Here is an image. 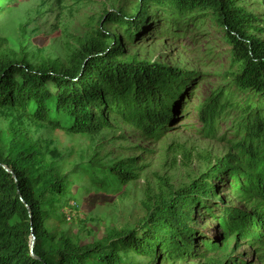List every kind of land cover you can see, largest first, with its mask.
Returning <instances> with one entry per match:
<instances>
[{
    "label": "trees",
    "instance_id": "obj_1",
    "mask_svg": "<svg viewBox=\"0 0 264 264\" xmlns=\"http://www.w3.org/2000/svg\"><path fill=\"white\" fill-rule=\"evenodd\" d=\"M21 1L0 0V20ZM35 3L38 17L57 5L65 17H75L90 5ZM257 4L144 0L138 16L134 2L101 7L86 16L84 36L77 33L74 43L65 44L63 60L40 47L7 51L0 37V264H264V27L253 9ZM209 29L220 38L206 39L226 50L209 44L205 55L227 54L231 66L225 82L193 109L207 74L197 77L159 59L138 61L127 48L159 37L182 43ZM191 113L204 137L230 130L221 137L229 145L223 158L185 185L169 186L153 201L147 196L146 216L134 229L77 243L69 229L79 224L78 188L118 195L146 167L138 156L106 152L105 138L98 139L103 131L122 123L161 141ZM55 130L91 136L92 151L65 168L62 153L44 138ZM225 190L238 204L219 197ZM209 220L216 225L208 231ZM237 241L255 254L235 256Z\"/></svg>",
    "mask_w": 264,
    "mask_h": 264
},
{
    "label": "rangeland",
    "instance_id": "obj_2",
    "mask_svg": "<svg viewBox=\"0 0 264 264\" xmlns=\"http://www.w3.org/2000/svg\"><path fill=\"white\" fill-rule=\"evenodd\" d=\"M89 1L88 9H80L78 15L68 18L58 5L54 12L38 17V13L35 12L38 4L35 0H22L19 7L9 11L0 20V37L6 39L4 48L17 53L26 47H40L46 54L63 60L67 49L65 44L74 43L73 36L77 33L84 36L87 31L86 16L100 11L101 7L108 9L122 5L130 7L134 2V0ZM257 1L259 4L253 9L260 15L258 16L260 26L264 27V0ZM207 36H215V40L220 38V34H214L213 30L209 29L201 36L197 33L196 36L187 35L182 43H174L170 39L159 37L149 44L127 48H130L129 55L136 57L138 61L155 62L159 59L168 64H181L197 77L200 74H207L204 76L206 81L200 84L197 97L191 103L193 109L208 98L213 88L225 82L222 76L231 66L227 54L205 55L207 53L205 49L209 44L214 45L215 51L226 50L224 45L214 44L211 38L206 39ZM190 116L191 119L179 123L161 141L153 142L146 139L122 123L117 129L113 126L114 129L103 131V136L98 139L105 138L106 143L103 147L106 148V152H111L115 156H138V163L141 162L146 167L141 172L140 179L118 195L96 191V187H93L95 191L78 188L76 198L79 224H74L69 229V234L77 243L82 246L88 245L102 241L115 233L134 229L146 216L144 202L147 196L153 201L155 196L167 191L169 186L179 188L185 185L190 177L199 175L214 165L216 159L223 158L229 150V145L221 137L228 128L218 132L215 138H207L197 132L202 124L196 120L194 114ZM44 138L53 142L51 148H56L62 153L61 162L65 168L71 167L75 162H81L90 154L94 144L91 136L68 135L61 130L52 131ZM219 197L224 201L231 200L232 203L238 204L237 200L232 201L227 190L220 193ZM239 204L246 207V204ZM215 225V221L209 220L205 222V229L209 231ZM231 250H234V255L238 258H247L256 252L252 246L238 241L232 245ZM203 263L202 260H198L180 264Z\"/></svg>",
    "mask_w": 264,
    "mask_h": 264
},
{
    "label": "water",
    "instance_id": "obj_3",
    "mask_svg": "<svg viewBox=\"0 0 264 264\" xmlns=\"http://www.w3.org/2000/svg\"><path fill=\"white\" fill-rule=\"evenodd\" d=\"M134 3L136 4L137 7V14L136 16H138L139 14H141L143 7H144V0H135ZM34 243H32L33 246Z\"/></svg>",
    "mask_w": 264,
    "mask_h": 264
}]
</instances>
